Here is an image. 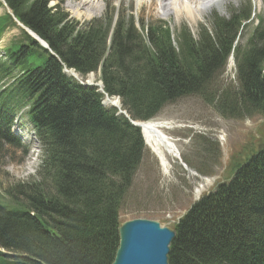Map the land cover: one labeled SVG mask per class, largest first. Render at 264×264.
I'll return each mask as SVG.
<instances>
[{
    "label": "trees",
    "instance_id": "obj_1",
    "mask_svg": "<svg viewBox=\"0 0 264 264\" xmlns=\"http://www.w3.org/2000/svg\"><path fill=\"white\" fill-rule=\"evenodd\" d=\"M50 1L3 0L49 50L6 12L0 16V37L19 31L0 59V162L26 160L28 148L9 133L24 109L41 149L39 181L0 193V248L15 255L0 253V264H111L119 241L117 210L145 145L125 116L101 105L97 88L81 86L63 68L80 77L99 69L105 94L118 97L134 121L152 120L189 96L233 121L264 118V19L244 45L234 46L251 17L249 4L229 9L227 18L212 13L196 37L186 26L175 32L165 23H143L139 32L126 13L108 43L111 5L105 17L79 23L60 6L49 7ZM232 52L236 88L217 84ZM193 143L201 149L214 144L205 136ZM255 148L243 146L229 167L226 179H232L173 226L169 264H264V146Z\"/></svg>",
    "mask_w": 264,
    "mask_h": 264
},
{
    "label": "rangeland",
    "instance_id": "obj_2",
    "mask_svg": "<svg viewBox=\"0 0 264 264\" xmlns=\"http://www.w3.org/2000/svg\"><path fill=\"white\" fill-rule=\"evenodd\" d=\"M82 1L85 2L84 0H59L55 4L62 8V12H65L69 19L81 23L92 17L103 18L110 14L108 5H105L107 0H98L102 1L101 11L87 17V12L80 8ZM112 1L121 7L117 22L125 16L126 10H128L138 21L137 28L139 30L141 21L167 22L173 31L181 29L184 24L195 30L197 25L201 24L207 17L206 15L212 11L226 16L223 5L234 2L233 8L238 7L237 0H217V3L210 5L205 13L201 12L199 16L196 14L188 18L184 13L164 12L160 9V1ZM252 1L256 14H261L260 16L264 19V0ZM219 2L220 4H218ZM247 4L250 6V3ZM2 12H6V9L0 10V16ZM243 35L244 38L239 42L240 44H243L248 38V32H244ZM17 36L16 29L6 31L2 37L1 47L6 48L10 41ZM235 66L234 60L230 59L217 84L236 88ZM90 76L93 79L92 83L100 79L99 71L88 75V77ZM155 121L165 122L162 126L164 132L167 130V124L169 125L170 129L165 133L171 138L179 155H182L185 160L181 159L182 161L179 162L171 157L169 158L170 168L167 172L162 171L157 156L147 147L135 177L129 184L128 195H126L123 205L117 210V217L119 216L121 221L145 216L146 219H157L171 227L184 212H186L184 215L188 213L190 205L196 200L197 189L200 192L199 197H203L213 191L220 182L225 181L230 174L229 167L232 166L233 160L241 152L243 146L250 143L262 146V142H264V120L262 118L244 117L241 120L233 121L220 117L210 105L205 104L196 96L185 97L166 106ZM18 123L30 132V125L24 118L19 119ZM22 136L26 141L30 140L31 155L22 164H15L9 159L0 162V193L18 184H35L39 181L35 180L40 160L39 146L33 142V135L24 134ZM198 136H205L214 144L201 149L193 143V140ZM214 145L218 147L216 148ZM249 153L244 152L242 155L246 157ZM183 163L198 177L189 175L179 165ZM0 253L11 257L15 256L2 248H0ZM7 259L11 261L10 258Z\"/></svg>",
    "mask_w": 264,
    "mask_h": 264
},
{
    "label": "water",
    "instance_id": "obj_3",
    "mask_svg": "<svg viewBox=\"0 0 264 264\" xmlns=\"http://www.w3.org/2000/svg\"><path fill=\"white\" fill-rule=\"evenodd\" d=\"M25 31L46 47V44L29 32V30L26 29ZM63 72L66 76L68 75L67 70ZM70 75H73L72 72H70ZM89 85L90 84H86V86ZM94 86H97L99 92L104 95V100H111V97L104 94L101 82ZM115 99L119 102L118 98ZM102 105L106 107L104 102ZM111 108L116 109L118 114L124 113L120 110L121 105L119 107L112 106ZM130 123L140 130L146 145L145 131L152 135L156 132H160L157 128L158 123L154 121L134 122L130 120ZM159 139L163 141L165 149L169 150L174 157H178L175 145L172 141L167 140L168 137L166 135H162ZM187 172L189 175H194V173L189 170H187ZM198 199L197 197L196 203ZM185 213L186 212L178 217L174 223H178ZM175 234L176 232L174 229H171L156 219L131 218L129 220H124L119 225L118 247L111 264H169L170 245L175 238Z\"/></svg>",
    "mask_w": 264,
    "mask_h": 264
},
{
    "label": "bare ground",
    "instance_id": "obj_4",
    "mask_svg": "<svg viewBox=\"0 0 264 264\" xmlns=\"http://www.w3.org/2000/svg\"><path fill=\"white\" fill-rule=\"evenodd\" d=\"M82 1L80 4V8L84 9L85 12H87V17H91L94 14H97L101 11L102 9V2H94L93 0L91 1ZM139 2L141 0H138ZM160 1L161 3V10H164V12H173L175 14H186L188 18L193 17L194 15H199L201 12L205 13L206 9L212 5L216 4L217 0H174V1H169V0H154ZM222 1V0H221ZM220 1V2H221ZM220 2L218 4H220ZM224 12L226 16L228 15L227 11L224 8ZM216 14L220 15L221 17H226L221 15L219 12H215ZM196 17V16H195ZM90 81H92L90 79ZM105 106H117L119 107V102L116 101V99H111V100H104ZM160 122L158 124V130L160 132H156L155 134H149L145 131V140L147 142L148 147L154 152V154L158 157L160 165L163 169V171H168L170 168V161L169 158H171V154L169 150L165 149L163 141H160V137L162 135L167 134L163 131V125L165 122ZM162 127V128H161ZM168 141H171V139H167ZM152 152V153H153ZM199 189L196 190L198 192ZM180 220L178 221V223ZM119 242V241H118Z\"/></svg>",
    "mask_w": 264,
    "mask_h": 264
},
{
    "label": "clouds",
    "instance_id": "obj_5",
    "mask_svg": "<svg viewBox=\"0 0 264 264\" xmlns=\"http://www.w3.org/2000/svg\"><path fill=\"white\" fill-rule=\"evenodd\" d=\"M134 121V120H133ZM136 121H139V120H136ZM135 122V121H134ZM129 123H130V121H129ZM131 124V123H130ZM133 126V125H132ZM134 127V126H133ZM135 128V127H134ZM140 131V130H139ZM141 133V132H140ZM191 209V208H190ZM141 218H145L144 216L143 217H141ZM122 222V221H121Z\"/></svg>",
    "mask_w": 264,
    "mask_h": 264
}]
</instances>
